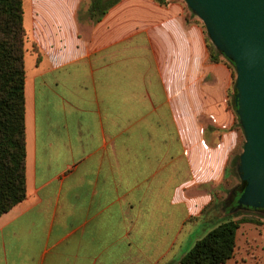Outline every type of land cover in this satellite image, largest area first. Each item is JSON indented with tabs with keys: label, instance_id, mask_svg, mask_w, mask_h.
<instances>
[{
	"label": "crops",
	"instance_id": "crops-1",
	"mask_svg": "<svg viewBox=\"0 0 264 264\" xmlns=\"http://www.w3.org/2000/svg\"><path fill=\"white\" fill-rule=\"evenodd\" d=\"M78 3L50 0L43 37H33L26 197L0 216V264H134L133 247L141 252L146 231L164 226L156 242L173 253L184 220L206 199L191 193L221 177L234 143L222 131L232 121L231 71L210 61L179 5L125 0L84 33ZM258 236L238 249L236 234L225 264H264Z\"/></svg>",
	"mask_w": 264,
	"mask_h": 264
},
{
	"label": "trees",
	"instance_id": "trees-1",
	"mask_svg": "<svg viewBox=\"0 0 264 264\" xmlns=\"http://www.w3.org/2000/svg\"><path fill=\"white\" fill-rule=\"evenodd\" d=\"M118 1L90 0L87 15L94 22L100 21ZM156 1L165 4V0ZM25 31L23 0H0V216L26 197ZM35 51H38L36 47ZM220 56L226 58L210 47L211 62H218ZM236 92L234 81L231 106L235 112ZM236 118L239 124L237 115ZM238 157L237 155L232 159L233 164L238 161ZM245 184L243 182L239 187L238 196ZM231 195L233 196L232 193ZM228 203V199L224 200L220 202V206L226 208ZM236 203L237 199L231 207L226 208L227 220L218 223L198 239L179 258V264H225L233 257L240 224H260L258 220L244 216L235 219L241 214V211L230 213Z\"/></svg>",
	"mask_w": 264,
	"mask_h": 264
},
{
	"label": "water",
	"instance_id": "water-1",
	"mask_svg": "<svg viewBox=\"0 0 264 264\" xmlns=\"http://www.w3.org/2000/svg\"><path fill=\"white\" fill-rule=\"evenodd\" d=\"M184 1L235 69L234 102L244 135L237 172L246 184L230 213L264 209V0Z\"/></svg>",
	"mask_w": 264,
	"mask_h": 264
},
{
	"label": "rangeland",
	"instance_id": "rangeland-1",
	"mask_svg": "<svg viewBox=\"0 0 264 264\" xmlns=\"http://www.w3.org/2000/svg\"><path fill=\"white\" fill-rule=\"evenodd\" d=\"M78 3V19L79 22L85 27L84 33L87 31V28L95 25L92 19H90L87 15V10L90 4V0H77ZM125 0H119L115 6L109 9L108 13L114 11V9L119 5V3L124 2ZM131 1V0H126ZM158 5L167 7L169 5H179L182 9V13L184 15L185 21L188 25L195 24L197 25L205 38L206 46L208 52L210 53V47H213L215 50L213 43L211 42L206 28L203 22L189 9L186 2L184 0H165V4H159L156 0H154ZM50 0H23L24 3V25H25V65L29 67L31 61L35 59V55L32 51H35V47L37 48V44L34 42L33 37H43V13L44 9L48 7ZM133 3V2H131ZM216 51V50H215ZM133 52H130L127 55H123L124 57L133 56ZM120 57V56H119ZM118 57V58H119ZM222 61L229 66L232 77V85L229 90L228 97V110L232 115V121L228 129L222 130L223 132L229 131L233 134L234 143H231L232 147L228 153L227 161L225 164L224 172L221 173V177L218 180H214L210 183L202 184L193 194V197H196V201H198L202 196H206V199L203 202H199V206L203 203L202 207L198 209L195 213L188 215L184 220V223L180 229V239L178 245L174 248V252L171 254L165 255L163 245L157 243L159 238H165L166 228L161 229L151 228L146 231L148 244L137 247L141 250L136 251V247H133V259H138L134 264H151L152 262L157 263L161 262L165 263L171 256L175 260H178L198 239L203 237L209 230H211L218 223L227 220V216L225 213L227 212L228 207H231L234 204V200L238 199V190H240V186L242 185V181L239 177V173L237 172V162L233 164L232 159L235 156H239L242 152V147L244 143V135L241 129L240 124H238L236 118V112L233 110L231 106L232 94H233V85L235 81V69L234 66L223 56H220ZM221 131V132H222ZM214 140V139H213ZM209 143L210 146H213L212 143ZM233 194V196L231 195ZM241 194V193H240ZM228 199V207L222 208L220 206V202ZM206 201V203H205ZM205 203V204H204ZM235 209V207H233ZM232 210V208H231ZM237 211H241V214L235 217V219L240 217H246L253 220H258L260 224L255 223H241L240 227L237 230V241H239L238 249L243 247L242 240L245 236L249 235L252 238H259V233L264 234V209L258 208L254 209L251 207H247L244 209H240ZM160 216V215H159ZM184 216V212L181 209L179 216L177 219L176 215H174V219L169 224L167 223V229L170 234H174L177 232L179 228V224H181V220ZM162 217H166V212L162 214ZM180 220V223H179ZM262 227V228H261ZM164 235V236H162ZM264 239V238H263ZM262 241V250L261 253L264 255V240ZM241 251V250H239ZM241 253V252H239ZM245 264H254L253 260L247 261ZM258 264H263V260H261Z\"/></svg>",
	"mask_w": 264,
	"mask_h": 264
}]
</instances>
